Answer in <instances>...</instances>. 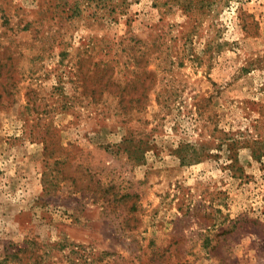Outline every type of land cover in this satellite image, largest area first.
Returning <instances> with one entry per match:
<instances>
[{
	"label": "rangeland",
	"instance_id": "rangeland-1",
	"mask_svg": "<svg viewBox=\"0 0 264 264\" xmlns=\"http://www.w3.org/2000/svg\"><path fill=\"white\" fill-rule=\"evenodd\" d=\"M0 264H264V0H0Z\"/></svg>",
	"mask_w": 264,
	"mask_h": 264
},
{
	"label": "trees",
	"instance_id": "trees-1",
	"mask_svg": "<svg viewBox=\"0 0 264 264\" xmlns=\"http://www.w3.org/2000/svg\"><path fill=\"white\" fill-rule=\"evenodd\" d=\"M145 92H146V90L144 91V93H145ZM17 251L19 252V251H21V250H17ZM18 252H17V253H18Z\"/></svg>",
	"mask_w": 264,
	"mask_h": 264
}]
</instances>
